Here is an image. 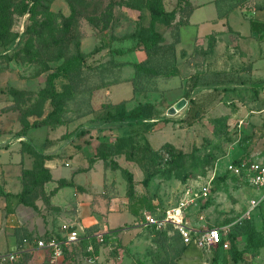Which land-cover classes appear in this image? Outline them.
Returning a JSON list of instances; mask_svg holds the SVG:
<instances>
[{"label": "rangeland", "instance_id": "obj_1", "mask_svg": "<svg viewBox=\"0 0 264 264\" xmlns=\"http://www.w3.org/2000/svg\"><path fill=\"white\" fill-rule=\"evenodd\" d=\"M30 1L8 0L14 13L0 41V148L45 150L55 178L40 161L32 174L18 175L33 207L24 206L13 236L16 245L21 236L60 239L67 231L105 236L58 259L36 252L0 264H264V199L240 219L262 192L227 170L264 145V32L251 29L264 24V0H217L216 7L159 0L174 15L155 25L161 39L148 57L141 39L150 41L144 7L152 0H38L22 13ZM71 58L72 75L55 82L56 124L18 140L24 126L52 112L48 76ZM126 84L133 94L112 106L110 89ZM182 99L186 106L167 115ZM138 106L152 116L110 123ZM193 182L208 187L209 198L189 220L201 212L207 227L233 225L227 249L198 250L171 228L134 227L143 212L178 204ZM17 206L0 207V228ZM5 247L1 241L0 254L10 252Z\"/></svg>", "mask_w": 264, "mask_h": 264}, {"label": "built area", "instance_id": "obj_2", "mask_svg": "<svg viewBox=\"0 0 264 264\" xmlns=\"http://www.w3.org/2000/svg\"><path fill=\"white\" fill-rule=\"evenodd\" d=\"M262 87L264 90V84ZM227 170L246 186L262 192L260 200L251 201L250 208L240 218L241 220L250 219L252 211L264 199V145L259 152L250 154L238 163L229 164ZM208 198L209 188L193 182L184 188L178 204L162 211L157 209L154 213L143 212L134 227L140 230L154 231H164L171 228L186 245L193 246L198 250H216L221 246L227 249L226 238L229 227L233 225L207 227L205 216L201 212L197 215L194 224L189 220V212L198 207L200 201H206ZM104 236L105 233L102 232L86 236L77 231H67L60 239L36 238L31 241L25 240L15 250L0 254V263L16 261L23 255L36 252L48 253L53 259H58L63 256L64 250L68 247L80 244L84 240L102 241ZM88 250H92V247L89 246Z\"/></svg>", "mask_w": 264, "mask_h": 264}, {"label": "trees", "instance_id": "obj_3", "mask_svg": "<svg viewBox=\"0 0 264 264\" xmlns=\"http://www.w3.org/2000/svg\"><path fill=\"white\" fill-rule=\"evenodd\" d=\"M178 3H185L187 4V0H177ZM38 0H31L29 2V4L27 6L24 7L23 12H31L33 10V8L36 6ZM148 12H149V16H150V21H149V37H150V41H146L144 39H141V43L143 44L144 49L142 50L148 57L150 50L153 49L154 45L161 39V36L159 35V33L155 30V25L157 23H161V22H165L168 23L171 18L174 15V11L168 12L163 6L162 4L159 2V0H152L150 3H147L145 5V7ZM136 9V8H135ZM14 13V11L12 12L10 4L8 2V0H0V41H2L3 38H5L6 34L8 33L9 27L12 23V14ZM251 29L253 32H264V24L259 23V22H251ZM77 66V58H71L69 60H67L65 63H63L62 65L58 66L56 68V70L54 72H52L51 74H49L48 76V81H47V88L48 90H50L49 93V99L51 100L52 106H53V110L51 113H49L45 119L40 122V123H33L30 126H24L23 127V131L21 134H19L18 138H24L26 137V131H28L31 128L34 127H44V126H51L52 124H56V122L54 121L59 108H58V104H57V97L58 94L56 92V87H55V82L57 79H59L60 77H64V76H71L72 75V71L74 70V68ZM133 84V82H131ZM112 106H116V105H112ZM111 114L108 113V117ZM152 116V110L150 107L148 106H138L136 108H133L132 110L126 112V114H124L123 116H120V118L116 119V118H112V121L110 120V123H122L125 124L127 123L126 121H130L133 124L144 120L146 117ZM107 124V123H105ZM87 133V131H81L79 134V137H83L85 134ZM32 156L34 157V164L31 170H27L24 173L25 174H32L33 170L35 168V166H38L39 161L41 162L42 167H44V162L48 159H51V156L48 155H42L41 153L36 152L35 150L32 151ZM245 159V157L240 158L236 161H234L233 163H238L240 160ZM47 169V168H45ZM24 191L20 192L19 194H10V193H3V197L6 200L7 206H10V203L12 200H15L16 204L18 205H23L26 207H33V205L28 202L23 194ZM8 211H10L9 207H8ZM149 231H153V230H149ZM106 238V237H105ZM228 238H232V235L230 236L229 234L227 235V239ZM31 241L32 238L27 237V236H21V238L19 239V241L17 242V246H21L23 244L24 241ZM80 244H83L84 246L86 245V241H82ZM222 245V244H221ZM76 246H74L75 248ZM222 248L219 247L217 250H220ZM216 250V251H217ZM68 251V249L64 250V254ZM98 253V249L95 247V254ZM213 264H217L216 262H214Z\"/></svg>", "mask_w": 264, "mask_h": 264}, {"label": "crops", "instance_id": "obj_4", "mask_svg": "<svg viewBox=\"0 0 264 264\" xmlns=\"http://www.w3.org/2000/svg\"><path fill=\"white\" fill-rule=\"evenodd\" d=\"M217 0H211L210 3L215 6ZM263 85V84H262ZM110 99L112 104H117L121 101L123 96H131L133 94L132 85L126 84L124 86H113L110 89ZM128 98V97H127ZM30 134L27 133L26 137L19 138L18 140L26 141L29 139ZM72 140V139H71ZM17 144L9 147V151H4L0 148V188L4 193L10 194H19L21 191L20 187V173L22 171L31 170L34 164V157L29 151H22L15 147ZM35 151L46 155L45 150L41 151L37 147ZM6 155V158L3 157ZM16 155V158H14ZM53 159H48L44 162V167L47 168L51 174L52 178L54 177V170L52 169L51 163ZM20 164V166L17 165ZM19 173V174H18ZM19 175V176H18ZM7 205L6 200L0 198V207H5ZM25 209L23 205H19L15 209V213L9 215V218L5 219L4 225L0 228V243L1 241L5 244V251H12L16 248L15 237L13 236L12 229L19 227L17 218L21 216V211ZM22 221L19 220V223ZM42 252H39V254Z\"/></svg>", "mask_w": 264, "mask_h": 264}, {"label": "water", "instance_id": "obj_5", "mask_svg": "<svg viewBox=\"0 0 264 264\" xmlns=\"http://www.w3.org/2000/svg\"><path fill=\"white\" fill-rule=\"evenodd\" d=\"M186 104L187 102L184 99L178 101L176 104H174L171 108L167 110V115L174 116L175 114H177V112L182 110L186 106Z\"/></svg>", "mask_w": 264, "mask_h": 264}]
</instances>
